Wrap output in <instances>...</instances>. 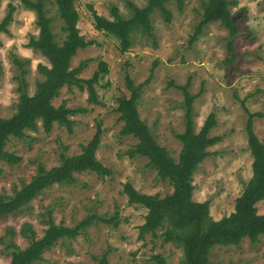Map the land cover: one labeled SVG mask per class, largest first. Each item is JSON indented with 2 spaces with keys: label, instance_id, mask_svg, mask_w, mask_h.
I'll use <instances>...</instances> for the list:
<instances>
[{
  "label": "rangeland",
  "instance_id": "1",
  "mask_svg": "<svg viewBox=\"0 0 264 264\" xmlns=\"http://www.w3.org/2000/svg\"><path fill=\"white\" fill-rule=\"evenodd\" d=\"M205 1L185 0L180 11L169 2L166 7L172 15L170 23L154 12L150 16L153 37L136 33L129 50L121 53L115 37L94 29L92 12L111 21L112 8H117L119 15L128 19L131 11L127 3L143 8L145 0H74L79 34L94 44L78 50L70 68L87 61L79 77L89 79L99 62L106 63L108 73L101 76L96 86L100 105H88L85 92L63 87L53 105L64 103L71 110L81 108L86 113L70 116L75 123L71 133L54 125L49 133L39 128L35 133L27 132L25 140L11 138L6 151L21 160L16 165L0 162V195L13 196L32 180L39 165L46 170L59 166L64 148L67 156L79 154L81 147L92 139L97 122L102 136L96 158L111 174L104 177L77 174L75 185H54L20 212L0 217V264L10 262L9 244L21 249L28 245L20 236L24 223L31 225L39 239L47 228L44 221L48 215L55 225L74 227L89 214L101 218L116 216L117 227L98 223L74 240H59L35 264H98L95 259L104 253H108L109 264H156L153 261L156 256L163 257L167 264H180L182 250L172 243L163 244L162 230L157 231L155 238L149 234L143 240L138 239V227L144 222L146 210L129 205L123 193L125 183L142 194L163 198L172 193V187L159 180L156 171L148 167L146 158L130 159L125 155L137 143L135 138L119 134L122 123L116 113L117 99L130 95L127 76L134 86L148 80L138 102L140 119L176 161L181 143L175 135L184 131V112L183 94L175 86L190 82L189 92L197 95L193 104L195 131L213 113L217 125L210 134L222 137L221 142L208 148L209 156L193 175L192 199L209 202V215L214 221L233 212L235 199L251 177L252 164L245 133L247 115L241 103L252 113H264V0H228L237 30L231 64L226 63L229 33L219 22L208 24L191 42ZM9 5L14 7L13 21L7 33H0L1 118L14 113L19 98L20 69L14 59L24 65L30 96L35 93L36 83L43 80L37 66H49L39 53L26 48L29 39L38 36L35 13L26 10L21 0H0V22L7 15ZM45 10L51 19L54 41L61 45L65 33L53 0H46ZM253 130L264 144V118L253 119ZM256 207L258 214L264 215V200ZM208 261L209 264H264V238H259L256 244L244 238L237 246H216L210 250Z\"/></svg>",
  "mask_w": 264,
  "mask_h": 264
},
{
  "label": "trees",
  "instance_id": "2",
  "mask_svg": "<svg viewBox=\"0 0 264 264\" xmlns=\"http://www.w3.org/2000/svg\"><path fill=\"white\" fill-rule=\"evenodd\" d=\"M143 8L127 3L131 11V17L123 19L117 8H112L113 20H108L95 11L92 12L93 26L98 32H103L115 37L119 42V51L126 53L131 47V40L136 33L151 38L152 27L150 16L159 12L166 23H170L172 15L166 5L169 2L175 4L180 11L185 0H145ZM23 7L35 13L37 38L31 37L26 48L32 49L45 58L49 66L39 64L37 70L43 80L36 83L33 95L27 93L26 70L23 63L14 59V63L20 69L17 77L19 86L18 102L14 113L9 118L0 117V162L8 165H16L20 158L6 151V145L11 138L25 140L27 132L35 133L42 129L49 133L54 125L63 127L71 133L74 121L70 119L78 113H86L85 109L71 110L64 103L58 107L53 105V100L59 95L60 90L76 88L79 92L87 94V104L98 106L100 98L96 86L102 75L108 73L106 63L99 62L97 70L89 79H82L79 74L86 68L87 61L81 62L71 69V59L78 50H84L92 46L93 41H86L79 34L77 23L78 13L74 6V0H53L57 14L61 19L62 31L65 38L61 45L54 41L51 31V19L45 10L46 0H21ZM228 0H206L202 4L201 21L193 34L191 42H194L201 30L210 23L219 22L229 33L227 43V64H231L235 56L233 53V41L237 36V30L229 7ZM14 7L8 6V13L0 22V33H7V27L13 21ZM156 66V64L154 65ZM126 83L129 97L117 99L116 113L122 123L120 136H131L137 143L125 155L133 159L135 157L146 158L148 167L155 170L161 181H166L172 187V193L161 198L159 195H147L139 193L134 187L125 183L123 193L127 196L128 204L139 206L146 210L144 222L138 227V239L144 236L157 237V231L162 230L160 236L162 243H172L182 250L180 264H209L208 255L216 246H237L246 238L250 244H256L259 238H264V215L258 214L257 205L264 200V144L257 138L253 130V119L264 118V113L250 112L244 103H241L247 115L245 133L247 145L252 157L251 177L243 192L235 199L233 212L218 221L211 219L209 215V202H196L192 199L193 175L199 165L209 156L208 148L221 142V136H211L212 129L217 125L213 113L208 114L200 129L194 128L193 104L197 95L189 92L190 82L183 86H175L183 94L182 109L184 112V131L176 134L175 138L181 143V150L177 161L169 152L161 147L152 136L149 128L140 119L138 102L142 88L148 84L134 86L127 77ZM172 85V83H171ZM102 136L99 122L92 139L81 147L77 155L67 156L66 149L59 156L60 164L50 170L42 165L32 180L23 184L14 192L13 196L0 195V217L15 214L24 209L44 190L54 186H71L76 183V175L81 173H93L99 177L109 176L110 170L103 166L96 158ZM47 225L43 236L36 238V233L31 225L24 223L20 230V236L27 242L23 249L14 244L11 248L9 264H35L42 260L45 251L50 250L59 240L76 239L86 233V230L98 223L117 227V218H101L93 214L87 215L74 227L55 225L48 215L44 221ZM98 264H109L108 253L95 259ZM156 264H167L161 256L153 257Z\"/></svg>",
  "mask_w": 264,
  "mask_h": 264
}]
</instances>
